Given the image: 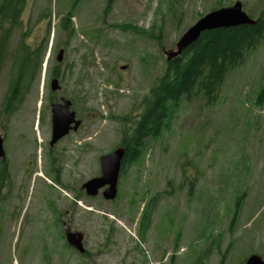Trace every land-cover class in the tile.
I'll list each match as a JSON object with an SVG mask.
<instances>
[{"label": "rangeland", "instance_id": "1", "mask_svg": "<svg viewBox=\"0 0 264 264\" xmlns=\"http://www.w3.org/2000/svg\"><path fill=\"white\" fill-rule=\"evenodd\" d=\"M237 1L252 18L264 17V0H25L0 70L8 162L0 180V264L264 259V32L214 101L199 91L170 106L161 135L148 138L121 173L116 199L81 188L144 113L182 35ZM23 45L42 47V70L20 108L5 115ZM53 78L59 90L52 91ZM60 97L72 101L82 128L48 156L51 102ZM68 231L84 234L85 253L68 243Z\"/></svg>", "mask_w": 264, "mask_h": 264}, {"label": "trees", "instance_id": "2", "mask_svg": "<svg viewBox=\"0 0 264 264\" xmlns=\"http://www.w3.org/2000/svg\"><path fill=\"white\" fill-rule=\"evenodd\" d=\"M24 5L25 0H3L0 3V70L6 57L11 27L19 23ZM257 20L255 25L207 30L182 55L168 61L165 73L153 89L152 98L146 102L144 113L123 132L122 142L127 146L123 170L140 159L148 138L161 135L171 105L178 104L183 98L189 99L199 91L214 101L227 73L244 61L248 50L253 49L262 37L264 17ZM23 46L15 52L10 87L4 101L5 115L20 108L32 80L42 70V47ZM57 73L55 71L54 75ZM262 91L264 97V88Z\"/></svg>", "mask_w": 264, "mask_h": 264}, {"label": "water", "instance_id": "3", "mask_svg": "<svg viewBox=\"0 0 264 264\" xmlns=\"http://www.w3.org/2000/svg\"><path fill=\"white\" fill-rule=\"evenodd\" d=\"M257 21V19L252 18L244 11L241 1H237L234 5L229 7L213 10L200 18L182 35L177 42V49L167 53L168 61L182 55L183 51L195 43L200 38L201 34L207 30L240 25H255ZM64 52L65 49L63 48L59 50L58 62L62 61ZM51 89L52 91L60 89L58 78H53ZM51 110L53 127L52 144L69 134L72 130L76 131L81 127L82 120L77 117L76 111L72 109L71 100L62 97L61 102L52 104ZM4 157V138L0 133V158ZM124 158L125 148L123 147L101 156V175L89 179L83 184V189L86 190L89 196L95 197L99 195L101 189H103L102 195L106 200H114L117 198ZM67 240L70 245L74 246L81 253L85 252L86 249L83 244V235L81 233L71 231L67 233ZM244 264H264V259L259 254H252L247 258Z\"/></svg>", "mask_w": 264, "mask_h": 264}, {"label": "flooded vegetation", "instance_id": "4", "mask_svg": "<svg viewBox=\"0 0 264 264\" xmlns=\"http://www.w3.org/2000/svg\"><path fill=\"white\" fill-rule=\"evenodd\" d=\"M61 99H62V97H60L58 100H56V101H52L51 102V109H52V104L53 103H58V102H61ZM73 109V108H72ZM40 115V114H39ZM78 117V116H77ZM79 118V117H78ZM80 119V118H79ZM50 139H49V149H48V156H50V154L51 153H53V150H54V148H55V146H57L58 145V143H60L63 139H66V138H68L70 135H71V133H74V132H76V131H78V130H81V128H82V124H81V127L78 129V130H76V131H74V130H72L69 134H67L66 136H64V137H62L60 140H58L56 143H54V144H52V139H53V127H52V110H51V112H50ZM82 123H83V121H82ZM3 138H4V135H3ZM4 141H5V138H4ZM121 144H122V146H120V144H119V148L120 147H123L124 148V146H125V156H126V154H127V146L125 145V144H123V142H122V140H121V142H120ZM5 144V143H4ZM124 145V146H123ZM117 147V148H118ZM116 148V149H117ZM4 150H6L5 149V147H4ZM114 151V150H113ZM7 154H6V151H5V157L4 158H0V163L2 164L1 165V177H2V179H0V180H3L5 177H7V168H8V162H7ZM101 158V157H100ZM125 159V158H124ZM124 159H123V162H124ZM100 168H101V162H100ZM101 169H100V175H101ZM122 171H123V163H122ZM122 171H121V173H122ZM43 175V174H42ZM121 176V175H120ZM96 177H98V176H96ZM6 179V178H5ZM58 182H59V180H58ZM84 184V183H83ZM83 184H82V186H81V188H82V190L85 192V194L87 195V196H89L88 194H87V192H86V190L85 189H83ZM103 192V189H101V191H100V193H102ZM99 193V194H100ZM98 196V195H97ZM103 196V195H102ZM68 229H70V228H68ZM69 232H71V231H68L67 233H69ZM76 233H81L82 235H83V244H84V238H85V236H84V234L82 233V232H76ZM68 241V240H67ZM86 251V250H85ZM85 253V252H84Z\"/></svg>", "mask_w": 264, "mask_h": 264}, {"label": "bare ground", "instance_id": "5", "mask_svg": "<svg viewBox=\"0 0 264 264\" xmlns=\"http://www.w3.org/2000/svg\"><path fill=\"white\" fill-rule=\"evenodd\" d=\"M126 121V120H125ZM122 131V130H121ZM120 146H122V144L120 143ZM124 146V145H123ZM119 148V147H118ZM124 148H125V146H124ZM101 169V168H100ZM100 172V171H99ZM123 172V171H122ZM42 175V174H41ZM121 175V174H120ZM43 176V175H42ZM94 178V177H93Z\"/></svg>", "mask_w": 264, "mask_h": 264}]
</instances>
